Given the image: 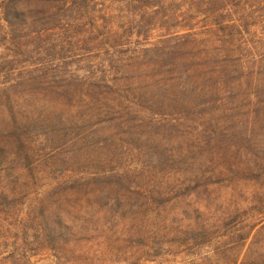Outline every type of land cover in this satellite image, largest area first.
I'll return each mask as SVG.
<instances>
[{"label": "rangeland", "instance_id": "1", "mask_svg": "<svg viewBox=\"0 0 264 264\" xmlns=\"http://www.w3.org/2000/svg\"><path fill=\"white\" fill-rule=\"evenodd\" d=\"M87 5L88 12L76 13L82 23L45 34L43 41L29 39L27 48L15 47L8 29L0 30L12 79L30 68L43 74L47 89L21 95L46 103L51 119L45 136L25 144L29 159L15 162L28 167L19 180L23 193L1 201L0 264H70L58 261L48 245L39 209L52 204L65 181L114 172L131 176L126 191L148 186L144 171L158 180L171 170L179 180L198 170L221 171L227 188L216 191L213 208L233 207L240 198L247 207L256 199L254 184L241 179L244 165L236 166L250 158L264 169V0H162L150 9H139L135 0ZM104 16L112 32L98 27ZM84 194L76 195L82 218L104 213L106 200ZM142 200L124 201L139 209ZM124 201L114 204L122 208ZM119 212L112 209V217ZM247 218L256 223L264 213ZM85 248L102 256L98 264L195 261L178 245L151 260L137 248Z\"/></svg>", "mask_w": 264, "mask_h": 264}, {"label": "trees", "instance_id": "2", "mask_svg": "<svg viewBox=\"0 0 264 264\" xmlns=\"http://www.w3.org/2000/svg\"><path fill=\"white\" fill-rule=\"evenodd\" d=\"M87 1L0 0V30L8 29L15 47L21 44V48H27L29 39L43 41L45 34L82 23L76 13L88 12ZM135 1L139 9L162 4V0ZM103 19L106 22L98 27L112 32L109 18L104 16ZM1 44H4L2 40ZM5 50L8 49L0 50V77L5 73V81L0 86V210L1 201L23 193L19 190V180L25 176L28 167L15 165V162L21 158L29 159L25 144L34 137L45 136V127L51 120L47 118L50 114H46V103L42 107L36 96L21 95L32 88L47 89L43 74L30 68L27 75L12 79V70H9L12 62L7 59L10 54H5ZM61 120L60 124L63 123ZM251 161L246 159L236 168L244 165L246 173L241 179L243 183L254 184L256 199L251 206L244 207L240 198L233 202V207L227 206L223 210L213 208L219 205L216 191L227 188L226 173L221 171L206 174L198 170L197 174L183 180L175 179L178 174L172 170L162 180H158V175L144 171L140 175L146 177L148 186L130 188L133 192L124 190L126 179L131 176L114 172L89 180L65 181L55 190L54 195L58 197L52 204L39 208L46 241L58 261L70 264L99 263L102 256L87 254L90 253L85 250L87 244L125 248L123 253L126 249L137 248L146 253V260L159 257L165 247L178 245L193 256L192 264H264V218L251 224L247 218L250 213H264V174L260 171L264 169L258 168L257 161H253L255 166ZM231 182L229 180L228 184ZM83 189L87 191L85 197L93 195L92 198L107 201L102 209H105L104 213L91 206L93 212L96 210L97 218H82L84 207L79 206L81 200L76 195ZM134 196L137 200L143 199L139 209L124 201ZM65 201L67 204L63 209L62 202ZM114 201H124L122 208ZM112 209L124 213L112 217ZM117 233L119 236H115Z\"/></svg>", "mask_w": 264, "mask_h": 264}]
</instances>
